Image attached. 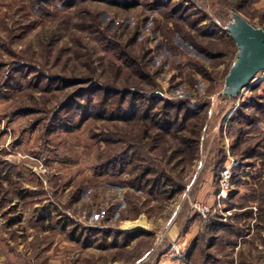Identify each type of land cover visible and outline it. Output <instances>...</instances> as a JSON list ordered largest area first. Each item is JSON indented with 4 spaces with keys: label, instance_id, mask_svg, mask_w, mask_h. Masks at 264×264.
Here are the masks:
<instances>
[{
    "label": "rangeland",
    "instance_id": "obj_1",
    "mask_svg": "<svg viewBox=\"0 0 264 264\" xmlns=\"http://www.w3.org/2000/svg\"><path fill=\"white\" fill-rule=\"evenodd\" d=\"M235 16L264 29V0H0V264H264Z\"/></svg>",
    "mask_w": 264,
    "mask_h": 264
},
{
    "label": "water",
    "instance_id": "obj_2",
    "mask_svg": "<svg viewBox=\"0 0 264 264\" xmlns=\"http://www.w3.org/2000/svg\"><path fill=\"white\" fill-rule=\"evenodd\" d=\"M235 17L236 22L228 24L227 32L238 47V52L224 78L225 86L230 89L225 93L226 96L238 94L258 72L264 71V29L244 18Z\"/></svg>",
    "mask_w": 264,
    "mask_h": 264
},
{
    "label": "built area",
    "instance_id": "obj_3",
    "mask_svg": "<svg viewBox=\"0 0 264 264\" xmlns=\"http://www.w3.org/2000/svg\"><path fill=\"white\" fill-rule=\"evenodd\" d=\"M235 162H231L228 166H226L223 170H222V174H221V178H220V184H221V189L223 190L222 192H224V190L227 188L228 186V178L230 175V168L231 165H234ZM193 208L198 211L202 216H206L209 212V209L206 205L202 204V203H198L195 202L193 204ZM177 251V249H176Z\"/></svg>",
    "mask_w": 264,
    "mask_h": 264
}]
</instances>
